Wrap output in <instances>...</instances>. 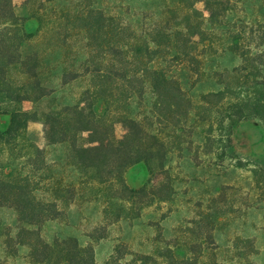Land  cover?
<instances>
[{
    "label": "rangeland",
    "instance_id": "374dc122",
    "mask_svg": "<svg viewBox=\"0 0 264 264\" xmlns=\"http://www.w3.org/2000/svg\"><path fill=\"white\" fill-rule=\"evenodd\" d=\"M12 1L16 12L28 17V29L40 30L26 42V48L39 51L38 69L51 91L39 101L25 102L26 108L42 112L52 106L77 103L92 83L89 70L102 65L108 42L116 45L129 34L147 35L156 33V28L165 31L166 27L179 25L196 42L180 47L202 52L198 56L200 63L181 53L175 57L177 50L170 48L160 63L181 81L195 104L201 102L202 94L223 88L221 80L227 76L217 72L237 70L229 77L233 87L239 78L250 84L264 82V0H224L222 6L213 7L217 12L229 11L224 24L209 19L205 0L196 4L205 18L198 17L200 12L193 13L190 22L184 19L187 3H182L184 14L171 12L175 0ZM102 13L115 17V32L110 35L102 28ZM123 21L132 26L126 33L116 28ZM233 37L238 39V46L232 42ZM204 39L212 44L204 46L200 42ZM110 58V62L118 63L114 54ZM195 67L200 68L199 75L193 71ZM12 75L22 76L17 69ZM156 100L148 86L143 97L131 98L130 115L145 120L146 114H154L156 122L152 127L161 132L169 149L165 167L174 190L168 200L144 205L138 216L125 217L128 210L121 209V202L109 205L107 200L114 192L106 185L98 191L86 186L80 173L67 163L64 145L49 144L44 124L30 122L27 136L45 148L47 161L58 163L53 165L51 175L79 187L75 198L67 204L61 202L60 216L40 226L43 237L52 242L55 237L76 236L83 246L93 243L97 264H126L134 260V253L154 255L158 264H172L171 253L180 264H195L196 260L199 264H264L263 118L257 114L236 117L222 138L221 129L217 124L212 126L205 110L193 109L181 124L186 126L184 129L167 127V118L176 123L182 114L172 111L174 99L170 95L161 105ZM214 117L216 113L211 118L215 123ZM125 131L121 122H115L117 136H123ZM163 175L159 172L156 180ZM124 176L132 187L151 178L148 169L140 167H129ZM152 186L149 190L156 188ZM0 219L4 225L0 229V264H33L28 247L19 246L15 254L16 248L5 243L3 232L16 225V212L5 207L0 210Z\"/></svg>",
    "mask_w": 264,
    "mask_h": 264
},
{
    "label": "trees",
    "instance_id": "16d2710c",
    "mask_svg": "<svg viewBox=\"0 0 264 264\" xmlns=\"http://www.w3.org/2000/svg\"><path fill=\"white\" fill-rule=\"evenodd\" d=\"M175 1L172 13L179 11L184 14L182 3L188 4L184 17L187 22L192 20L191 14L199 12L198 17L205 18V13L196 7L200 0ZM205 2L209 19L224 24L228 9L227 12L213 9L214 6H222L224 0ZM100 16L104 20L102 28L110 35L115 30V17L106 13ZM27 19L16 12L12 0H0V210L7 207L17 214L16 225L3 232L5 243L13 246L14 250L16 248L15 254L19 246L28 247V257L33 264H97V261L93 243L83 246L76 236L55 237L50 242L41 233L40 226L44 222L60 216L61 202L67 204L75 198L78 185L65 184L61 178L51 175L53 165L58 163L47 161L45 148L27 136L30 122L41 121L47 142L64 145L67 163L80 173L82 182L96 191L103 185L109 187L114 192L107 200L109 205L121 202V209L128 210L124 216L130 217V214L138 216L144 205L168 200L174 190L165 167L169 151L167 143L161 132L154 131L152 127L156 122L154 114H146L145 120L130 115L133 96L143 97L149 86L157 105H161L168 95L173 97L174 102L170 104L172 111L182 115L176 123L167 118V127H186L181 124L188 120L193 109L205 110L209 115L207 119L213 122L212 126L217 124L221 129L222 138L227 136L229 122L236 117L257 114L264 120V82L250 84L239 78L238 84L233 87L229 77H233L237 70L217 72L220 76H227L221 80L223 88L202 94L200 103L193 102L181 81L160 63L161 59L167 58L165 53L170 52L169 48L177 50L175 57L181 53L199 62L198 56L202 52L193 53L180 47L181 44H196L180 25L166 27L165 31L156 28V33L147 35L129 34L116 45L108 42L102 65L89 70L92 83L77 103L52 106L42 112L26 108L25 102L39 101L51 94L38 69L39 51L26 48V42L40 32L38 29L29 30ZM165 22L170 25L169 19ZM198 26L203 30L201 25ZM131 27L124 21L116 25L122 33ZM234 38L232 42L238 46V39ZM200 42L204 46L212 44L207 39ZM112 54L119 58L118 63L110 62ZM16 69L21 77H13L12 72ZM193 71L197 75L201 72L198 67ZM103 106L108 110H104ZM214 113L217 115L215 123L211 119ZM117 121L126 130L121 137L115 133ZM129 167L146 168L151 178L140 186L132 187L124 176ZM159 172L164 174V179L158 181ZM45 173L50 175L44 176ZM150 186L156 188L149 190ZM1 226L4 225L0 219V229ZM134 255V260L126 264H158L154 255ZM170 256L172 264H180L172 253ZM183 260L189 262V259ZM195 264H199V260ZM201 264L208 263L203 261Z\"/></svg>",
    "mask_w": 264,
    "mask_h": 264
}]
</instances>
